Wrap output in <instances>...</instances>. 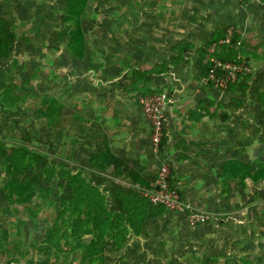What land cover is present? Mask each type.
<instances>
[{"label":"rangeland","instance_id":"rangeland-1","mask_svg":"<svg viewBox=\"0 0 264 264\" xmlns=\"http://www.w3.org/2000/svg\"><path fill=\"white\" fill-rule=\"evenodd\" d=\"M195 1L90 0L83 20L89 39L88 56L79 61L70 53L69 35H65V39L59 37L68 26L64 22L66 0H0V15L19 35L9 64L0 67V93L19 78L20 94H31L22 116L29 117L28 110L39 104L43 96L60 99L66 114L71 116L61 130H54L48 129L42 120L36 119L29 128L28 121L23 123L19 118H12L9 122L0 114V140L10 146H33V136H37L42 142L41 150L55 160L75 168L83 165L93 152V85L96 87L99 83L98 73L94 71L105 57L106 49L132 53L140 49L161 51L167 56L174 44L188 40L183 30L177 29L186 12L188 22L197 21L202 14L211 13L212 5L223 12L224 8H229L225 5L245 7L246 0H199L204 6H196ZM252 1L255 2L251 3L250 13L254 20H258L260 14L263 16L260 20H264V3ZM172 31L178 34L173 35ZM252 42L256 44L254 47ZM240 49L243 58L245 50L257 51L264 57V36L250 39ZM249 64L253 69L257 66L254 62ZM257 68L253 76L260 72ZM262 89L260 83L253 84L246 95L250 98L252 93L253 97ZM118 91L123 94L121 89ZM257 113L251 123L248 121L239 127L240 132L239 128L236 132L232 129L227 136L229 145L236 147L231 153L241 160L264 158V106L259 105ZM253 127L255 136L249 133ZM239 137L242 142L237 145ZM105 176L92 172L90 180L104 190ZM210 176L214 179L211 174L197 185L203 192L195 199L197 203L201 200L199 208L191 204L211 215L206 225L190 227L183 217L168 211L159 220L149 223L140 237H131L120 252L107 253L104 264H244L242 258L250 264H264V185L247 181L240 188L232 185L230 192L222 195L216 192V182L210 181ZM6 181L0 164V229L11 227L16 219L13 211L18 208L16 205L8 207L2 191ZM19 209V217L27 221L21 238L27 244L36 243L47 225L42 219L31 221L30 213L22 207ZM5 261L0 250V264Z\"/></svg>","mask_w":264,"mask_h":264},{"label":"trees","instance_id":"trees-1","mask_svg":"<svg viewBox=\"0 0 264 264\" xmlns=\"http://www.w3.org/2000/svg\"><path fill=\"white\" fill-rule=\"evenodd\" d=\"M89 5L90 0H66L64 22L68 26L64 34L59 35L62 39L69 35L70 53L79 61H84L88 56L89 39L83 20ZM228 33V30L217 31L213 39L201 48L202 59L206 62V76L212 68V63L207 60L208 50L215 43L225 40ZM239 38L240 34L234 33L231 43L217 47L212 56L222 62L248 63L239 56ZM18 40L17 31L0 15V67L9 64ZM193 48L192 44L172 46L169 65L176 66L184 62L185 55ZM116 71L121 72V69ZM156 74L158 71L155 69L144 71L131 68L127 73V87L141 97L160 94V91L151 89L152 78ZM251 75L241 76L239 82L220 91L234 93L242 90L244 96L248 90L244 82ZM207 85L215 87L212 83ZM20 89L21 82L17 78L0 93V114L9 122L12 118H19L23 123L28 121V127L31 128L37 119L44 121L48 129L54 130H61L69 122L71 116L66 114L63 102L56 97L43 96L39 104L28 110L29 117L22 116L23 111H27L25 106L31 94L22 95ZM255 98L264 105V90L258 91ZM234 102L237 105L242 103ZM33 138V146H10L0 140V164L7 176L2 191L9 203L8 207H18L13 211L12 216L16 219L11 227L0 229V250H3L6 259L3 264H104L107 253L120 252L131 237H140L149 223L167 214L168 210L164 206L154 205L145 196L144 193L151 190L150 186L145 191L135 185L114 182L111 186L112 196L109 197L107 189H101L90 180L93 171L105 172L113 168L112 171L116 172L118 164L122 163L121 159L107 154L105 147L100 152H92L83 165L75 168L46 154L40 148L41 140L37 136ZM165 150L166 137L163 138L158 160L161 166L165 163ZM247 181L264 185V158L252 163L227 160L221 168L218 190L220 194L226 195L232 185L240 188ZM134 182L141 186L147 185L145 182ZM19 207L30 213L31 221L42 219L47 225L44 235L36 238V243L27 244L21 238L27 221L19 217ZM241 261L250 264L244 258Z\"/></svg>","mask_w":264,"mask_h":264},{"label":"crops","instance_id":"crops-1","mask_svg":"<svg viewBox=\"0 0 264 264\" xmlns=\"http://www.w3.org/2000/svg\"><path fill=\"white\" fill-rule=\"evenodd\" d=\"M254 2L246 0L245 7L225 5L229 8H224L223 12L212 5L211 13L202 14L201 19L191 22H188L186 12L177 29H182L188 40L180 44H192L194 48L185 55V61L176 66L169 65L170 51L166 56L161 51L140 49L138 53H132L106 49L103 55L105 57L94 71L98 73L99 83L96 87L93 85V153L100 152L105 147L107 154L121 159L122 163H117L116 172L112 171V168L105 172L93 173L106 175L104 188L109 191V197L112 196L111 186L114 182L135 185L145 191L149 189L148 186L152 189L161 166L152 153L151 127L140 106L141 96L127 87V73L131 68L158 71L152 78L151 89L160 91L167 101L164 162L170 165L174 184L178 186L183 199L199 208L201 200L197 203L195 199L203 192L197 185L211 174L214 179L210 176L209 180L216 182L215 190L219 193L222 166L229 159L241 160L231 153L236 147L227 142L228 134L232 129L236 132L248 121L251 123L258 114L259 105L264 106L255 98L258 91L253 97L252 93L250 98L246 95L253 84L260 83L263 89L259 91L264 90V79L261 77L264 57L252 50H245V58L239 53L248 63L257 64V71L260 70L244 82L248 90L243 96L242 90L234 93L220 91L204 83L206 62L202 59L201 48L206 46L219 30H233L234 33L240 34L239 52L241 45L245 47V43L250 39L253 41L264 36V20H260L263 18L262 14L257 15L258 20L255 21L250 13L251 3ZM195 5L204 6L199 0L195 1ZM172 33L178 34V31ZM256 44L252 42V46ZM116 69H121V72ZM118 89H121L123 94H120ZM234 101L242 103L237 105ZM249 133L252 136L257 134L254 127ZM239 138L237 145L242 142L241 137ZM134 181L145 182L147 185L141 186Z\"/></svg>","mask_w":264,"mask_h":264},{"label":"built area","instance_id":"built-area-1","mask_svg":"<svg viewBox=\"0 0 264 264\" xmlns=\"http://www.w3.org/2000/svg\"><path fill=\"white\" fill-rule=\"evenodd\" d=\"M234 31L230 30L225 40L215 43L208 50L207 60L212 63V68L204 78V83H212L217 89L225 90L231 84L239 82L241 76L251 75L255 69L247 63L222 62L213 57L217 47L230 44ZM239 45V43H238ZM142 112L151 127V145L154 157L159 160L163 138L165 137V118L167 110L166 98L161 94L142 96L139 99ZM173 173L169 164L164 163L159 169L157 179L151 190L144 194L154 205H162L168 211L183 217L190 227L206 225L211 220V215L195 209L187 203L177 187L172 183Z\"/></svg>","mask_w":264,"mask_h":264}]
</instances>
